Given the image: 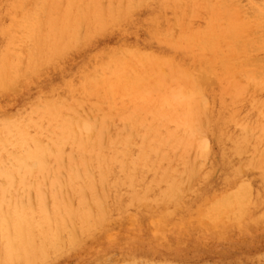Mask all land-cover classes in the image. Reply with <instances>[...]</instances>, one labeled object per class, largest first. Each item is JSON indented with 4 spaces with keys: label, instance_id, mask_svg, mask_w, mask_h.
I'll use <instances>...</instances> for the list:
<instances>
[{
    "label": "bare ground",
    "instance_id": "6f19581e",
    "mask_svg": "<svg viewBox=\"0 0 264 264\" xmlns=\"http://www.w3.org/2000/svg\"><path fill=\"white\" fill-rule=\"evenodd\" d=\"M18 84L0 264H264V0H0Z\"/></svg>",
    "mask_w": 264,
    "mask_h": 264
},
{
    "label": "rangeland",
    "instance_id": "374dc122",
    "mask_svg": "<svg viewBox=\"0 0 264 264\" xmlns=\"http://www.w3.org/2000/svg\"><path fill=\"white\" fill-rule=\"evenodd\" d=\"M76 62H74L73 64L69 63H63L60 65L59 67V75L58 78H61L62 73H66L67 71L70 70V66L75 65ZM51 74L49 72H43L41 75V82L46 85L47 83H49L51 81ZM28 86L24 85V84H18L17 86H15L13 88L14 91V95L11 97H3L0 100V109L1 112H13L19 102V99L25 95L26 91L28 90Z\"/></svg>",
    "mask_w": 264,
    "mask_h": 264
}]
</instances>
